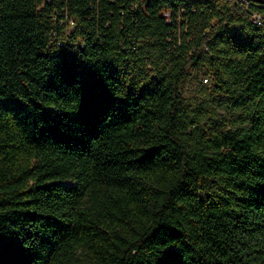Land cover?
<instances>
[{"label": "trees", "instance_id": "obj_1", "mask_svg": "<svg viewBox=\"0 0 264 264\" xmlns=\"http://www.w3.org/2000/svg\"><path fill=\"white\" fill-rule=\"evenodd\" d=\"M132 1L0 0V264H264V1Z\"/></svg>", "mask_w": 264, "mask_h": 264}, {"label": "built area", "instance_id": "obj_2", "mask_svg": "<svg viewBox=\"0 0 264 264\" xmlns=\"http://www.w3.org/2000/svg\"><path fill=\"white\" fill-rule=\"evenodd\" d=\"M137 1L138 0H133L131 2L132 8L135 9L137 6H139L138 5L139 3ZM139 1H141V0H139ZM216 1L222 2V1H235V0H216ZM236 1H238V0H236ZM239 2H240V4H245V6L247 4V0H239ZM89 6L92 7L93 4H90ZM141 6H143V4ZM64 14H65V17L59 19V21H58L59 24L61 25L62 35L57 37V32L55 30L52 31V36L54 37V39H56V41H55L56 45H61V44L65 43L66 40H68L69 33L73 29V26H74V19L69 16L66 8H64ZM160 14L163 15L165 17L166 21L169 22L172 19L173 10H172V8H170L168 6H164L161 9ZM250 20L253 23L260 24L263 20V16L257 12H252L250 14ZM208 81L209 80L207 77L202 78L203 83H207Z\"/></svg>", "mask_w": 264, "mask_h": 264}, {"label": "rangeland", "instance_id": "obj_3", "mask_svg": "<svg viewBox=\"0 0 264 264\" xmlns=\"http://www.w3.org/2000/svg\"><path fill=\"white\" fill-rule=\"evenodd\" d=\"M236 1V0H235ZM199 80L200 78H196V79H191L186 87H185V95L187 96H198V89L200 88V84H199Z\"/></svg>", "mask_w": 264, "mask_h": 264}, {"label": "water", "instance_id": "obj_4", "mask_svg": "<svg viewBox=\"0 0 264 264\" xmlns=\"http://www.w3.org/2000/svg\"><path fill=\"white\" fill-rule=\"evenodd\" d=\"M257 1H262L263 2L264 0H257Z\"/></svg>", "mask_w": 264, "mask_h": 264}]
</instances>
